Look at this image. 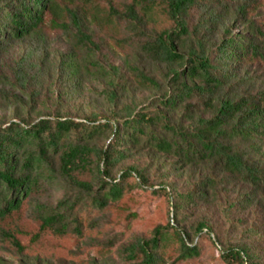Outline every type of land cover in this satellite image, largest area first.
<instances>
[{
  "label": "trees",
  "instance_id": "trees-1",
  "mask_svg": "<svg viewBox=\"0 0 264 264\" xmlns=\"http://www.w3.org/2000/svg\"><path fill=\"white\" fill-rule=\"evenodd\" d=\"M224 1L129 0L121 10L112 3L85 0L96 4L92 7L95 27L127 34L119 40L105 31L115 48L132 46L139 56L165 68L163 91L162 83L134 68L138 84L162 91L147 107L126 99L121 69L109 67L106 73L113 80L105 94L107 115L92 113L83 122L56 116L34 120L31 113L43 91L42 70L26 57L21 59L12 76L19 93L0 90L8 103L29 107L25 115L0 126V223L7 224L0 230L2 241L27 256L30 247L41 245L47 237L80 238L96 227V216L112 211L119 216V204L124 205L132 189L153 187L144 169L125 164L135 152L147 150L171 156L184 168L206 167L208 173L185 192L172 189L173 217L167 225L156 226L149 237H136L124 247L127 264L186 262L200 255L194 243L200 234L208 237L226 264H264L260 247L226 245L208 215L210 199H217L218 189L229 180L252 191L234 202L217 199L227 221L232 208L252 204L264 190V93L248 95L234 86L236 66L264 61V30L248 19L247 7L241 5L236 22L245 30L232 37L231 30L223 27V12L218 11ZM68 2L0 0V49L7 42L39 34L47 19L64 11L74 39L99 52L100 46L86 31V13L80 6L71 10ZM196 10L202 16L194 23ZM152 13L169 26L151 28ZM219 26L224 34L213 41L210 33ZM62 28L71 32L67 24ZM75 69L80 73V68ZM62 74L78 85L79 78L70 79L71 72ZM177 111H182L179 119L174 116ZM58 190L63 195L54 203L50 194ZM23 205L30 210L33 230L18 222ZM196 212L201 218L188 231L182 224L188 213ZM247 234L264 241L260 229H247Z\"/></svg>",
  "mask_w": 264,
  "mask_h": 264
},
{
  "label": "rangeland",
  "instance_id": "rangeland-1",
  "mask_svg": "<svg viewBox=\"0 0 264 264\" xmlns=\"http://www.w3.org/2000/svg\"><path fill=\"white\" fill-rule=\"evenodd\" d=\"M71 10L80 6L86 13L84 25L88 34L92 35L94 43L100 46L99 52L82 47L74 39V28L69 16L64 11L47 19L41 32L21 40L5 43L0 49V90L18 94L13 85V71L21 59L41 67L40 78L44 81L42 93L39 97L34 112V120L56 116L83 122L84 118L92 113L108 114L106 91L109 82L113 80L106 73L109 67H119L122 78L121 85L126 88L127 100L134 99L140 107H147L154 97H160L165 87V68L156 65L147 58L139 56L132 46H119L115 48L108 36H116L119 40L126 38L127 34L108 28L99 30L92 23V7L96 4L85 3V0H68ZM101 5L112 3L119 9L125 10L129 0H99ZM241 5L247 7L248 19L264 30V0H225L218 8L223 12L222 21L224 29H230L232 37L241 36L244 26L238 21L237 9ZM94 16V15H93ZM202 16L201 10L194 12V23ZM151 28L161 30L169 23L161 16L152 13L148 16ZM67 24L70 31L62 28ZM223 27H216L211 33L213 41H219L223 34ZM73 32V33H72ZM264 49V39L261 40ZM71 67L68 69V67ZM76 66L80 73L76 72ZM137 68L162 83V91L156 88L138 84L133 71ZM79 78L78 85L68 81ZM234 86L248 95L264 93V61L253 60L235 68ZM32 91V90H31ZM31 93V92H30ZM29 101V97H24ZM4 95H0V126L16 120L17 115H25L29 107H19L17 103L10 104ZM205 115L202 112H197ZM182 111L175 112V119H179ZM105 122V121H102ZM186 125L189 122H185ZM264 149V146H263ZM127 167L137 166L145 170L153 187L146 190L132 189L124 199V205L119 204V216L114 211L100 214L95 217L97 225L88 230L83 237H70L55 239L47 237L41 245L30 247L22 256L7 242L0 239V264H127L123 257V249L132 243L136 237H149L158 225H167L169 217H173V192L176 189L185 192L195 182L204 178L208 173L206 167L184 168L171 156H165L152 151H139L125 163ZM125 165V166H126ZM168 192L169 198L166 197ZM242 183L229 180L220 186L217 199L234 202L238 197L251 193ZM51 200L56 203L63 192L52 191ZM251 198V197H250ZM217 199H210L208 215L211 216L212 225L220 234L226 245L260 247L264 255V241H256L247 234V229L257 228L264 233V190L255 196L252 204L239 203L230 212V221H227L219 206ZM219 204V203H218ZM19 224L26 230L35 229L31 220L28 206H22ZM201 218L200 213H188L182 226L190 231L191 226ZM7 224L0 223V230ZM27 243L28 240L24 239ZM194 243L200 248V255L180 264H226L220 258V252L210 243L208 237L200 234L194 238ZM217 249H221L217 245ZM165 264H175L168 260Z\"/></svg>",
  "mask_w": 264,
  "mask_h": 264
}]
</instances>
